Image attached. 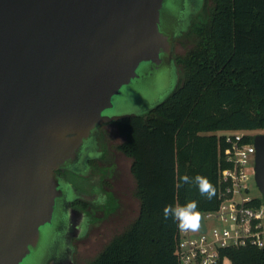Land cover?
Wrapping results in <instances>:
<instances>
[{
	"label": "water",
	"instance_id": "water-1",
	"mask_svg": "<svg viewBox=\"0 0 264 264\" xmlns=\"http://www.w3.org/2000/svg\"><path fill=\"white\" fill-rule=\"evenodd\" d=\"M198 5L0 0V264H72L84 224L61 173L87 175L101 126L142 116L173 91V47ZM160 78L152 100L114 112L124 87ZM252 141L264 212V133Z\"/></svg>",
	"mask_w": 264,
	"mask_h": 264
},
{
	"label": "trees",
	"instance_id": "trees-1",
	"mask_svg": "<svg viewBox=\"0 0 264 264\" xmlns=\"http://www.w3.org/2000/svg\"><path fill=\"white\" fill-rule=\"evenodd\" d=\"M199 18L185 33L190 47L173 56L181 72L173 91L148 113L112 122L123 138L116 150L131 160L139 213L88 264H179L178 222L164 217L165 205L195 201L197 211H215L218 172L230 153L217 133L264 132V0H204ZM196 175L211 183L210 199L192 182ZM222 256L264 264V249L256 247Z\"/></svg>",
	"mask_w": 264,
	"mask_h": 264
},
{
	"label": "rangeland",
	"instance_id": "rangeland-1",
	"mask_svg": "<svg viewBox=\"0 0 264 264\" xmlns=\"http://www.w3.org/2000/svg\"><path fill=\"white\" fill-rule=\"evenodd\" d=\"M194 1L199 2V7L193 13L192 19L198 17V21L204 0ZM193 20L191 21L193 22ZM185 33L186 31L177 38L171 54L172 57L184 53L190 47V40L185 37ZM174 67L176 82H174L171 91L176 87L181 76V72L175 64ZM161 82V78L156 84L144 80L124 87L121 96L116 99L114 112L124 114L136 111L143 103L155 97ZM100 130L99 149L101 148L102 159L98 163L105 168L104 174L97 169L92 171L93 174L90 177H88L90 175L89 170H87L89 174L87 173L88 175L84 177L77 173L66 172L63 174L77 197L85 200L89 205L87 208L79 210L84 230L77 234L78 236H75L72 241V264L92 262L114 236L128 228V225L138 217L139 213V200L135 195V180L130 173L131 160L116 150L123 138L112 123L101 126ZM256 133L258 131H252L248 134ZM217 134L220 135L221 132ZM249 186L253 195L262 198L253 180ZM207 222L209 226L218 224L209 220ZM221 264L230 263L229 260L224 259Z\"/></svg>",
	"mask_w": 264,
	"mask_h": 264
},
{
	"label": "built area",
	"instance_id": "built-area-1",
	"mask_svg": "<svg viewBox=\"0 0 264 264\" xmlns=\"http://www.w3.org/2000/svg\"><path fill=\"white\" fill-rule=\"evenodd\" d=\"M249 133V132H248ZM245 131L222 132L230 153L219 169V205L215 211L200 212L205 230H181L176 255L179 264H221L225 249L256 247L264 249L263 204L255 205L249 183L254 181L255 147L245 138L255 135ZM217 225L209 226L207 221Z\"/></svg>",
	"mask_w": 264,
	"mask_h": 264
},
{
	"label": "clouds",
	"instance_id": "clouds-1",
	"mask_svg": "<svg viewBox=\"0 0 264 264\" xmlns=\"http://www.w3.org/2000/svg\"><path fill=\"white\" fill-rule=\"evenodd\" d=\"M181 179L185 183L190 182V178L186 175ZM192 182L196 184L201 194L206 193L209 199L215 194L211 183L206 177L196 175L192 178ZM163 212L166 219L171 216L174 222H178L177 227L181 230H196L199 227L200 213L197 211L195 201H189L184 205L178 206L173 204L165 205Z\"/></svg>",
	"mask_w": 264,
	"mask_h": 264
},
{
	"label": "flooded vegetation",
	"instance_id": "flooded-vegetation-1",
	"mask_svg": "<svg viewBox=\"0 0 264 264\" xmlns=\"http://www.w3.org/2000/svg\"><path fill=\"white\" fill-rule=\"evenodd\" d=\"M176 41H177V39H176ZM175 41V42H176ZM100 132H101V130H99ZM100 132H98V135H97V137H96V140H95V144L93 145L94 147L93 148H91V150H90V157L88 158V162H87V164H88V170L90 171V175L88 176V177H90L93 173H92V171H94L95 169H97V171H100V172H102V174H104V172H105V168L103 167V166H101L98 162H99V160H101L102 158H101V156H102V153H101V148L99 149V146H100V144H99V138L101 137V133ZM258 133H263V132H258ZM257 134V133H256ZM102 147V146H101ZM102 148H104V147H102ZM103 150H105V148L103 149ZM91 160V162L89 163V161ZM92 162H95V164L96 165H94V164H92ZM64 173H61V175L62 176H64L63 175ZM89 174V173H88ZM87 174V175H88ZM99 175H100V173H98ZM79 176H82V177H84V176H86V175H79ZM87 177V178H88ZM96 188H98V187H96ZM100 190V189H99ZM101 191V190H100ZM73 199V203H72V209L73 210H78L77 212L78 213H80V211L79 210H81L82 209V207L80 206V204H81V202L83 203V202H85V203H87L85 200H81L80 198H78L77 197V195H76V193L75 194H73V197H72ZM83 211V210H82ZM81 231V230H80ZM80 233H82V232H80ZM79 233V234H80ZM75 236H78V235H75ZM75 238V237H74ZM73 238V239H74ZM73 239H72V241H73ZM72 241H71V247H72Z\"/></svg>",
	"mask_w": 264,
	"mask_h": 264
},
{
	"label": "crops",
	"instance_id": "crops-1",
	"mask_svg": "<svg viewBox=\"0 0 264 264\" xmlns=\"http://www.w3.org/2000/svg\"><path fill=\"white\" fill-rule=\"evenodd\" d=\"M230 263V262H229Z\"/></svg>",
	"mask_w": 264,
	"mask_h": 264
}]
</instances>
